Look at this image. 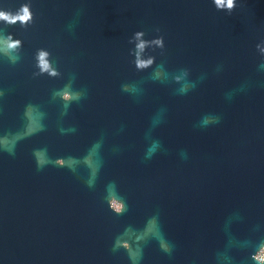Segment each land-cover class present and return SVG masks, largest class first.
<instances>
[{"label":"water","instance_id":"water-1","mask_svg":"<svg viewBox=\"0 0 264 264\" xmlns=\"http://www.w3.org/2000/svg\"><path fill=\"white\" fill-rule=\"evenodd\" d=\"M233 3L0 0L31 15L0 20V264H264V0Z\"/></svg>","mask_w":264,"mask_h":264},{"label":"clouds","instance_id":"clouds-1","mask_svg":"<svg viewBox=\"0 0 264 264\" xmlns=\"http://www.w3.org/2000/svg\"><path fill=\"white\" fill-rule=\"evenodd\" d=\"M214 3L218 6V8L226 7L227 9L231 10L234 7L233 0H214ZM23 15H17L15 17L11 16L10 14H6L3 12H0V20H4L9 24H15L17 21H20L21 23H26L30 18V12L27 6H24L22 8ZM17 44H19V41H15L13 44H10L9 47H15ZM41 60L44 64V68H47V64L43 62V57L46 55V53H41Z\"/></svg>","mask_w":264,"mask_h":264},{"label":"rangeland","instance_id":"rangeland-1","mask_svg":"<svg viewBox=\"0 0 264 264\" xmlns=\"http://www.w3.org/2000/svg\"><path fill=\"white\" fill-rule=\"evenodd\" d=\"M260 256H264V252Z\"/></svg>","mask_w":264,"mask_h":264},{"label":"built area","instance_id":"built-area-1","mask_svg":"<svg viewBox=\"0 0 264 264\" xmlns=\"http://www.w3.org/2000/svg\"><path fill=\"white\" fill-rule=\"evenodd\" d=\"M260 257V259H262V257L261 256H259Z\"/></svg>","mask_w":264,"mask_h":264}]
</instances>
